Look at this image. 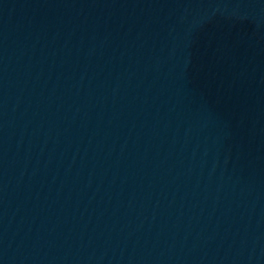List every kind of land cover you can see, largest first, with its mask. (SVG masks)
Listing matches in <instances>:
<instances>
[{"label":"water","instance_id":"1","mask_svg":"<svg viewBox=\"0 0 264 264\" xmlns=\"http://www.w3.org/2000/svg\"><path fill=\"white\" fill-rule=\"evenodd\" d=\"M0 264H264V0H0Z\"/></svg>","mask_w":264,"mask_h":264}]
</instances>
